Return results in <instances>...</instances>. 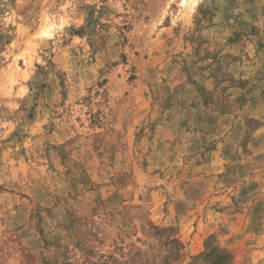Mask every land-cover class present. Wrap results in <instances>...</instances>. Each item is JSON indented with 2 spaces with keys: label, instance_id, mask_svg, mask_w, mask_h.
<instances>
[{
  "label": "rangeland",
  "instance_id": "374dc122",
  "mask_svg": "<svg viewBox=\"0 0 264 264\" xmlns=\"http://www.w3.org/2000/svg\"><path fill=\"white\" fill-rule=\"evenodd\" d=\"M0 264H264V0H0Z\"/></svg>",
  "mask_w": 264,
  "mask_h": 264
}]
</instances>
